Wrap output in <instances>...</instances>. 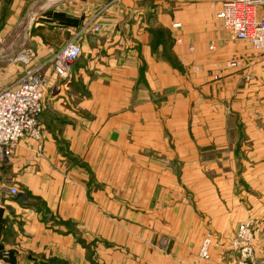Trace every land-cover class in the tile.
I'll return each mask as SVG.
<instances>
[{
	"label": "crops",
	"instance_id": "0c3cea01",
	"mask_svg": "<svg viewBox=\"0 0 264 264\" xmlns=\"http://www.w3.org/2000/svg\"><path fill=\"white\" fill-rule=\"evenodd\" d=\"M25 1L18 25L40 65L109 0ZM226 1L120 0L98 16L99 31L82 33L78 83L47 97L42 152L27 139L0 171L4 188L21 190L0 196L7 264H235L248 214H232L240 202L227 167L264 148V112L251 115L248 101L264 82L244 80L264 77V59L233 52L217 18ZM11 4L0 0L10 22ZM232 55L240 68H226Z\"/></svg>",
	"mask_w": 264,
	"mask_h": 264
},
{
	"label": "built area",
	"instance_id": "2783aa9c",
	"mask_svg": "<svg viewBox=\"0 0 264 264\" xmlns=\"http://www.w3.org/2000/svg\"><path fill=\"white\" fill-rule=\"evenodd\" d=\"M120 0H109L82 30L62 48L54 52L46 63L34 65L24 70L13 83L0 87V171L12 155L16 146L25 139L35 140L38 150H43L41 115L45 110L46 92L62 88L63 81H69L73 65L80 58L82 47L80 36L91 28L97 32L98 16ZM221 29L232 42H246L264 57V0H227L217 14ZM179 26V24H175ZM51 66V75L45 66ZM242 66L238 58L227 61L226 68L237 69ZM20 195L17 188H4L0 176V196L5 193ZM255 232L249 221L242 222L236 230V247L242 259L238 264H255ZM213 237L208 234L201 246L199 256L210 258ZM0 264H7L0 256Z\"/></svg>",
	"mask_w": 264,
	"mask_h": 264
},
{
	"label": "rangeland",
	"instance_id": "374dc122",
	"mask_svg": "<svg viewBox=\"0 0 264 264\" xmlns=\"http://www.w3.org/2000/svg\"><path fill=\"white\" fill-rule=\"evenodd\" d=\"M10 1L12 3L11 4L12 6L17 7V9L15 8V10L17 11L16 13L17 15H15L14 17L15 20H11L10 22V19L8 18L10 10H7L2 14V16L3 15L4 16L0 18V87H5L13 83L17 78H19L22 75L25 69L37 65L36 63L38 62L36 60V52L34 50L31 40V34H29V28L27 27V29L21 30V27L18 25L21 19L24 17V15L29 12L31 2H26L25 0H19V2L16 1L14 2V0H10ZM30 18L27 20H30ZM27 35H28V40L25 41V43H23L20 46V44L22 43L21 41L24 40L25 37L27 38ZM236 43L237 44H233V52H238L239 50L246 52L252 51L258 56L260 55L264 59V57L260 54L259 51L253 49L246 42H236ZM190 49L191 51H193L194 48L190 47ZM233 56L234 55L228 58V60L236 58ZM47 66H45V69ZM263 75H264V70H263ZM252 76H254V78H256L257 80L261 79L264 82V77L261 75V72L257 70H254V72L249 71V74L248 73L246 74L244 80H247L248 83H250L253 80ZM74 78H75L74 76H70L68 82L65 83L63 81L64 87L69 82L73 83L75 81L78 83V80H75ZM254 88H256V86ZM60 90H61L60 88H57L55 92H59ZM51 95H52L51 91L50 89H48V91L46 92L45 106L47 103V97L48 99H50ZM248 101L250 102L249 103L250 106L253 108L251 115L255 113L258 114L263 113L264 89L261 90L260 93L256 95L255 94L252 95ZM260 117L264 120V115ZM42 133L44 135L43 125H42ZM42 141L44 142V139H42ZM36 144L38 146L39 143L36 142ZM239 161L240 162H238L235 171L234 170L232 171L230 170V167H227L228 169L227 177L229 173L231 179L234 178V180H232V182L234 183H231L232 193L235 194V196H237L236 199H239L238 201L240 202V205H238L239 209L235 210V208H233L235 206H232L233 208L232 214H248V216L245 215L246 217L243 216L238 221L236 230L238 229L239 225L242 222L249 221L252 224V228L255 232V240H254L255 264H264V148L258 151L257 153L250 152L248 154H244L243 156L240 157ZM17 189L21 191L19 188ZM43 215H44L43 218L47 217V214H43ZM233 242L236 247L237 246L236 231L233 236ZM202 243L198 250V257L200 260L206 261L205 259H202L199 256ZM240 259L242 258L238 251V257L235 264H238Z\"/></svg>",
	"mask_w": 264,
	"mask_h": 264
},
{
	"label": "water",
	"instance_id": "95a60500",
	"mask_svg": "<svg viewBox=\"0 0 264 264\" xmlns=\"http://www.w3.org/2000/svg\"><path fill=\"white\" fill-rule=\"evenodd\" d=\"M29 34H30V29H29Z\"/></svg>",
	"mask_w": 264,
	"mask_h": 264
}]
</instances>
